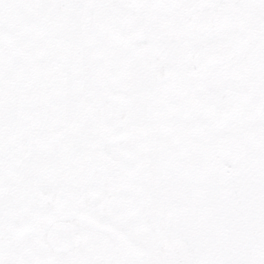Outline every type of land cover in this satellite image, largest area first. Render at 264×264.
<instances>
[{"label": "flooded vegetation", "instance_id": "obj_1", "mask_svg": "<svg viewBox=\"0 0 264 264\" xmlns=\"http://www.w3.org/2000/svg\"><path fill=\"white\" fill-rule=\"evenodd\" d=\"M74 2L122 139L103 170L56 182L30 138L54 0H0V116L20 118L0 162V264H143L127 243L151 264H264V0Z\"/></svg>", "mask_w": 264, "mask_h": 264}, {"label": "water", "instance_id": "obj_2", "mask_svg": "<svg viewBox=\"0 0 264 264\" xmlns=\"http://www.w3.org/2000/svg\"><path fill=\"white\" fill-rule=\"evenodd\" d=\"M74 1L54 0L47 17L49 66L43 86L48 95L31 135L34 150L53 161L56 182L69 176L83 181L94 168L103 169L107 159L102 146L121 138L117 129L106 132L102 123L100 77L80 29L81 16L77 21L70 19ZM77 1L84 4V0ZM18 116L9 109L0 117V160L8 151L9 132L18 123ZM26 209L11 208L8 215L16 214L17 224L23 227ZM125 248L143 264H151V254L146 249L130 243Z\"/></svg>", "mask_w": 264, "mask_h": 264}]
</instances>
